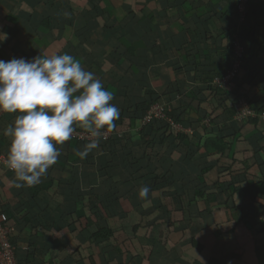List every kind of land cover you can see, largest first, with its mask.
<instances>
[{
  "label": "crops",
  "instance_id": "1",
  "mask_svg": "<svg viewBox=\"0 0 264 264\" xmlns=\"http://www.w3.org/2000/svg\"><path fill=\"white\" fill-rule=\"evenodd\" d=\"M234 8L235 3L231 0H0V33H7V39L0 43V59L32 60L38 56L68 53L113 92L111 103L116 106L128 102L139 104L149 93L155 94L158 98L156 106L161 109H180L186 104L195 106L205 91L199 78L211 73L226 74L230 70L229 63L222 57V49L229 42L234 21L240 36L234 43L240 42L247 47L252 42L247 32L239 27L241 21ZM249 27L251 29L252 25ZM254 50L258 51L256 58L245 60L241 73L232 83L242 85L244 93L249 91L257 106H264V48L258 44ZM15 115L2 112L0 134L14 121ZM216 115L219 117L221 111ZM234 121L233 117L231 122L220 123L228 138L232 136ZM138 127L139 121L115 132L105 131L100 142L123 139L122 144L128 150L139 140ZM192 130L184 129V133ZM255 134L252 128L246 127L241 135L235 136L237 157L247 160L248 170L240 163L230 169L241 188L231 198L232 205L229 203L234 212L223 203L216 204L214 196L209 195L208 203H198L206 211L197 217L194 214L197 206H187L193 198L186 194L185 211L173 216L171 221L164 212L163 215L157 212L147 216V222L141 221L144 228L138 232L133 244L139 251L143 249L141 253L145 258L146 253L150 254V263L142 260L139 264H264V239L253 241L246 227L249 222H244L246 218H256V222L251 219L257 230L259 223H264V154L255 158L252 152L244 153L246 148L243 149L241 142ZM0 143L2 151L7 152L8 138ZM155 151L159 154L154 161L164 156L162 168L168 169L173 162H182L180 156H165L163 147L162 150L155 148ZM66 166L71 167V163L62 164L63 168ZM78 166L75 163L73 168L77 170ZM13 178L14 175L0 169V203L6 204L3 208L15 215L18 199L14 194L19 191L10 185ZM60 182L65 180L53 171L48 178H42L40 184L26 190L40 197L42 207L48 211L44 212L47 218L36 219L40 224L45 221L51 228L45 229V233H51V241L47 240L48 234L43 242L39 239L45 251L42 254L48 252V247H53L58 250L53 255L59 258L54 264H89L82 256L89 243L87 240L83 243L86 233L79 228L81 222L84 226L87 209L78 204L74 208L75 214L70 217L74 209L69 208L63 193L53 192V189L58 190ZM252 199L254 207L251 206ZM129 210L131 215H136L131 208ZM118 213L124 216V212ZM182 213L184 221L180 216ZM87 218L90 223L92 217L88 215ZM27 228L16 244L19 260L28 255V243L38 238L37 230L31 225ZM159 235H162L161 242L156 243L154 239ZM183 237L195 239L200 248L187 245ZM89 248L94 255L101 252L100 248H91V245ZM169 249L173 250L174 256L164 255ZM233 254L239 259H226L227 255ZM105 259L113 262L112 258ZM38 263L42 264L41 261ZM95 264L100 263L96 260ZM119 264L125 263L120 261Z\"/></svg>",
  "mask_w": 264,
  "mask_h": 264
},
{
  "label": "trees",
  "instance_id": "2",
  "mask_svg": "<svg viewBox=\"0 0 264 264\" xmlns=\"http://www.w3.org/2000/svg\"><path fill=\"white\" fill-rule=\"evenodd\" d=\"M231 1L235 3L234 9L237 11L239 0ZM244 12V18L239 27L247 32L252 38V42L247 47H243L242 59L237 60L234 55V41L236 37L240 38V36L236 27L237 23L234 21L229 42L222 49L224 53L222 57L229 63L230 70L228 72L232 70L235 63L239 62V72L241 73L245 60L255 59L258 54V51L254 50V46L259 44L261 49L264 48V0H248ZM250 25H252L251 29ZM226 74L211 73L199 78L205 91H202V98L197 100L195 106L186 104L180 109L164 107L161 118H152L147 122H145V118L148 112L158 102L155 94L149 93L147 99L139 104L128 102L125 105H117L120 110V119L115 121L117 128L114 132L139 121L137 132L139 140L134 141L133 147L128 150L122 144L123 139L111 138L100 142L98 149L89 153L84 160H80L75 152L82 150L88 143L87 141L71 138L64 143L65 147L64 144L59 146L61 155L57 163L49 168L43 178H48L55 171L65 182H62L63 185L60 182L58 190L53 189V192L63 193L70 209L77 208L78 204L87 209L84 226L83 222L79 223L81 232L85 231L86 233V238H82L83 243L87 240L89 247L91 245V248L101 249L99 254L94 255L91 253L92 249L84 248L85 252L82 251L84 252L82 256L87 258L89 264H95L96 260L100 264H119L120 261L125 264H139L142 260L149 262L150 254L146 253L145 258V255L141 253L143 249L139 251V247H135L133 244L138 232L144 228L141 221H146L147 216L157 212L160 215L161 213L163 215L164 212L166 218H170L171 221L173 216L185 211L184 196L186 194L193 198L187 206L195 204L197 206L194 210L197 217L198 215L201 217L203 211L204 213L206 211L205 207H200L198 203L202 202L204 205L208 203L209 195L214 196L216 204L223 203L226 208L233 211V208L229 206L230 200L241 188L234 179L233 173H230V169L240 163L246 171L248 170L247 160L237 157V147L234 146L235 136L241 135L246 127L252 128L256 134L241 141L243 149H247L244 150V153L252 152L255 158L260 153L264 154V122L261 121L264 106H257V103L251 99L249 91L244 93L242 85L235 86L236 84L230 83L219 86L215 83L216 79H222ZM242 100L254 113V117H247L241 121H236L234 118L235 125L231 127L233 133L228 138L224 134L226 130L221 127L220 123L221 121H232L233 117L240 112V101ZM220 111L222 120L219 118L220 116H215V113ZM193 115L195 118H192ZM174 125L182 128V131L176 129ZM188 128H192L193 132L185 134L184 129ZM79 132L85 131L77 128L74 133ZM5 139L3 134H0V140L4 141ZM1 143L0 154L6 155L7 152L2 151ZM62 147L64 150H61ZM162 147L165 150L164 155L166 154L168 157L180 156L182 162H173L168 169L162 168L161 160L164 156L154 161V158L159 154L155 148L162 150ZM108 158L110 160L106 162ZM67 161L71 163V167L63 168L62 164L67 165ZM75 163L79 164L77 170L73 168ZM72 170L75 172L72 173ZM8 173L14 175L12 171ZM145 185L150 189L149 195L145 199H140L138 197L139 189ZM17 190L19 192L14 194L18 199L15 215H12L10 210L8 212L7 208H3L7 206L6 204L0 203L1 222L14 228L10 235V243L16 248L18 240L21 239L20 235L28 230L29 225L38 231L36 241L28 243V255L23 260L17 259V263L39 264L38 262L41 261L42 264H54L59 258H55L51 249L54 251L57 249L48 247V252L45 255L42 254L45 252L42 245L43 238H47L48 234L47 240H52L49 238L51 233H45V229L48 230L49 226L47 227L45 221H42L41 224L36 222V219L47 218L45 215L48 212L47 208L42 207L43 201L40 197L26 191L28 187ZM254 205L255 201L252 199L251 206L254 207ZM130 208L136 215L129 213ZM118 211L124 212V216L120 215ZM75 212L74 209L70 217ZM183 213L180 215L182 221L185 220L182 216ZM88 215L92 217L93 222H88ZM251 218L244 220V222H249L246 227L251 239L253 241L264 239V223L260 222V228L257 230V226L252 225L254 220L256 222V218H253L254 220ZM128 231L129 234H127ZM161 237L162 235H159L158 239H154V241L160 243ZM39 239L42 242L39 243ZM183 241L194 249L200 248V244L195 239L187 240L183 237ZM39 244H41V249L38 248ZM59 253L62 254L61 251ZM226 257H228L226 259L232 260L239 259L235 254ZM105 258H112L113 262L111 260L106 262Z\"/></svg>",
  "mask_w": 264,
  "mask_h": 264
},
{
  "label": "clouds",
  "instance_id": "3",
  "mask_svg": "<svg viewBox=\"0 0 264 264\" xmlns=\"http://www.w3.org/2000/svg\"><path fill=\"white\" fill-rule=\"evenodd\" d=\"M6 39L7 33H0V43ZM113 99V92L68 53L0 59V112L16 114L3 130L9 140L5 165L14 173L10 185L20 189L40 184L57 163L59 146L77 128L88 134L89 142L75 155L84 160L98 149L103 132L114 131L120 119ZM149 191L142 186L138 197L147 198Z\"/></svg>",
  "mask_w": 264,
  "mask_h": 264
},
{
  "label": "built area",
  "instance_id": "4",
  "mask_svg": "<svg viewBox=\"0 0 264 264\" xmlns=\"http://www.w3.org/2000/svg\"><path fill=\"white\" fill-rule=\"evenodd\" d=\"M248 0H239L237 5V11L240 21L243 20L245 15V5ZM243 46L240 42L234 43V55L237 60L242 59ZM239 62L235 63L232 70L228 72L222 79H216L215 83L219 86L232 83L239 74ZM2 112H0V115ZM161 118L162 109L159 106L152 107L145 118V122L152 118ZM247 117H254V113L248 108L244 100L240 101V112L235 116L236 121H241ZM261 121L264 122V114L261 116ZM175 126V125H174ZM176 129L182 131V128L175 126ZM72 138H78L82 141L89 142V137L86 132L73 133ZM5 154H0V169L6 172L10 170L5 165ZM14 231V228L8 224H3L0 220V264H18L16 259V248L10 243V235Z\"/></svg>",
  "mask_w": 264,
  "mask_h": 264
},
{
  "label": "rangeland",
  "instance_id": "5",
  "mask_svg": "<svg viewBox=\"0 0 264 264\" xmlns=\"http://www.w3.org/2000/svg\"><path fill=\"white\" fill-rule=\"evenodd\" d=\"M154 107H156V106H154ZM78 168V167H77ZM127 234H129V231L127 232ZM88 247V246H87ZM93 250H95V249H93ZM51 252L52 253H54L55 251L53 250V249H51ZM165 252V251H164ZM173 252V250H171V249H169V251H168V253H164V255H167V254H171L172 256H174V253H172ZM180 255H181V252H180ZM156 257V256H155ZM153 258H154V256H153Z\"/></svg>",
  "mask_w": 264,
  "mask_h": 264
}]
</instances>
